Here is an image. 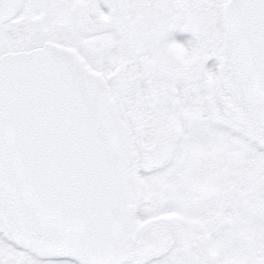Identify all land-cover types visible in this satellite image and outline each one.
Instances as JSON below:
<instances>
[{
  "label": "snow or ice",
  "instance_id": "snow-or-ice-1",
  "mask_svg": "<svg viewBox=\"0 0 264 264\" xmlns=\"http://www.w3.org/2000/svg\"><path fill=\"white\" fill-rule=\"evenodd\" d=\"M0 264H264V0H0Z\"/></svg>",
  "mask_w": 264,
  "mask_h": 264
},
{
  "label": "flooded vegetation",
  "instance_id": "flooded-vegetation-1",
  "mask_svg": "<svg viewBox=\"0 0 264 264\" xmlns=\"http://www.w3.org/2000/svg\"><path fill=\"white\" fill-rule=\"evenodd\" d=\"M176 38L180 40L181 42H183L186 39H190V35L189 34H177Z\"/></svg>",
  "mask_w": 264,
  "mask_h": 264
}]
</instances>
